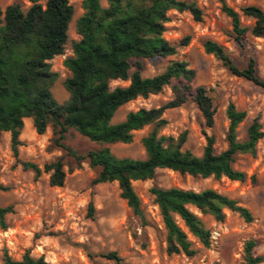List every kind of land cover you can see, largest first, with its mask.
Returning a JSON list of instances; mask_svg holds the SVG:
<instances>
[{
  "label": "trees",
  "instance_id": "obj_1",
  "mask_svg": "<svg viewBox=\"0 0 264 264\" xmlns=\"http://www.w3.org/2000/svg\"><path fill=\"white\" fill-rule=\"evenodd\" d=\"M26 1L30 3L26 9L19 3L0 7V134L9 132L10 150L17 161L23 120L31 118L37 134H44L51 127L55 146L65 150L78 165L86 160L97 170L92 180L94 184L117 182L120 197L139 216L143 212L132 182L152 178L156 169L166 168L202 178L225 176L230 180H244L245 174L234 169L232 162L236 154L256 153L257 143L264 136L259 119L253 118L246 128L245 140H238L237 129L246 118V112L228 102L225 109L227 147L217 153L214 137L206 135L202 154L196 156L182 149L185 132L177 138L159 134L166 123L165 110L179 107L188 100L195 102L205 125H213L215 108L211 96L202 86L192 89L195 71L185 61H171L154 76L143 77L140 73V58L167 57L176 53V47L163 37L169 11H187L196 21L202 19V10L194 2L107 0V6H102L100 0H81L83 12L75 21L76 34L80 38L72 42V55L62 62L71 74L63 81L69 97L61 104L51 91L58 73L52 70L50 60L63 54L73 7L68 0H46L44 5L40 0ZM221 9L230 18L238 43H242L247 31L254 37H264V11L259 7L247 5L240 9L242 15L254 20L251 27L243 26L239 12L225 3ZM187 41L188 36L183 43ZM203 50L233 75L264 88V80L256 74L253 59L240 68L223 46L209 39L203 43ZM132 67H135L133 71ZM172 80L176 82L171 84ZM111 81H128V84L111 87ZM167 85L172 92L167 102L154 108L129 111L122 121L111 122L115 112L127 102L158 94ZM146 125H152V129L141 140L146 154L143 159L117 157L108 147L80 155L63 143L70 128L98 144L129 143L133 132ZM19 163L23 169L32 170L35 178L41 172L48 173L50 186L60 187L64 183L63 157L42 168L28 161ZM4 189L0 185V190ZM150 192L166 231L168 254L195 255L197 249L189 235L202 247L210 246L211 232L191 207L217 222L224 220L225 210L237 213L246 222L252 220L247 208L213 189L151 187ZM12 212L11 205L0 206V228H7L6 216ZM92 212L90 202L89 215ZM254 245V240L245 243L243 264L262 262L263 257L252 252ZM105 257L115 264H122L115 251L108 252ZM2 264L51 263L42 256L33 257L27 251L20 259H13L5 252Z\"/></svg>",
  "mask_w": 264,
  "mask_h": 264
},
{
  "label": "rangeland",
  "instance_id": "obj_2",
  "mask_svg": "<svg viewBox=\"0 0 264 264\" xmlns=\"http://www.w3.org/2000/svg\"><path fill=\"white\" fill-rule=\"evenodd\" d=\"M45 1L40 0V3L44 5ZM185 1L194 2L202 10V19L196 21L187 11H169L163 37L176 47V53L167 57L140 58V73L143 77L154 76L171 61H185L195 71L191 86L193 90L202 86L211 96L215 108L213 125L206 126L195 102L188 100L179 107L165 110L166 123L159 134L177 138L185 132L182 149L196 156L202 154L206 135H211L214 149L219 153L227 147L225 109L228 102L246 112V118L237 129L238 140H245L246 128L253 118L259 119L264 131V88L230 73L219 60L204 52L203 43L209 39L223 46L240 68L253 59L256 74L264 80V37H254L247 31L242 43H238L230 18L221 9L225 3L239 12L243 26L251 27L254 20L242 15L240 9L254 5L264 11V0ZM68 2L73 7L68 40L63 54L50 60L52 70L58 73L51 91L61 104L69 97L63 81L71 74L62 62L72 55V42L80 38L76 34L75 21L83 12L81 0ZM11 3H19L23 9L30 6L26 0H0V7ZM100 3L107 6V0H100ZM187 36L188 41L183 43ZM134 69L132 67L131 71ZM175 82L172 80L171 84ZM127 84L128 81L110 82L111 87ZM171 97L170 85L164 86L158 94L138 97L121 106L111 122L122 121L129 111L158 107ZM31 127L24 126L21 131L18 161L10 150V135L0 134V185L6 188L0 190V206L13 207V212L6 216L7 228H0V264L5 252L13 259H20L27 251L33 257L42 256L51 264H115L105 257L111 251L120 256L122 264H243L244 246L248 240H254L252 252L262 256L259 264H264V136L258 141L254 155L240 153L234 156L232 167L245 174L243 181L225 176L202 178L166 168L156 169L150 179L133 181L143 212L139 216L120 197L117 182L94 184L96 169L86 160L78 165L65 150L53 144L51 127L41 135L35 132L32 124ZM151 129L152 125H146L134 131L129 143L98 144L70 128L63 143L80 155L108 147L117 157L143 159L146 154L141 140ZM59 157H63L65 172L60 187L49 185L48 173L41 172L35 178L32 170L23 169L19 163L28 161L42 168ZM151 187L213 189L247 208L252 220L246 222L237 213L225 210L224 220L217 222L191 207L211 232L210 246L202 247L189 235L197 249L195 255L168 254L166 231ZM90 202L92 215H89Z\"/></svg>",
  "mask_w": 264,
  "mask_h": 264
},
{
  "label": "crops",
  "instance_id": "obj_3",
  "mask_svg": "<svg viewBox=\"0 0 264 264\" xmlns=\"http://www.w3.org/2000/svg\"><path fill=\"white\" fill-rule=\"evenodd\" d=\"M24 126L27 127V129H31L32 119L31 118H24L23 120ZM5 134H9V132H3Z\"/></svg>",
  "mask_w": 264,
  "mask_h": 264
}]
</instances>
